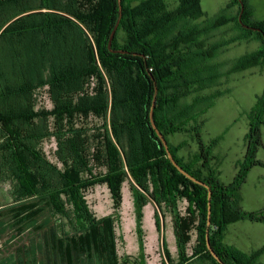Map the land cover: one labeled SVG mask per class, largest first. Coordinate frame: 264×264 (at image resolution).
I'll return each mask as SVG.
<instances>
[{
    "label": "trees",
    "instance_id": "obj_1",
    "mask_svg": "<svg viewBox=\"0 0 264 264\" xmlns=\"http://www.w3.org/2000/svg\"><path fill=\"white\" fill-rule=\"evenodd\" d=\"M242 1L243 22L262 31L245 28L238 19L240 11L207 17L201 0H177L175 7L168 0H0L4 175L16 168L18 178L24 175L30 186L34 200L20 207L24 222L48 214L40 227L59 218L64 234L58 237L50 224L18 250L17 264H147L143 224L150 200L158 207L154 218L159 232L165 214L172 216L179 260L167 256L170 264H186L195 256L220 264L206 244L208 189L168 158L151 124L155 95L154 120L175 160L212 191L213 249L227 264H261L264 247L245 254L223 245L222 234L237 220L264 222V209L246 211L240 204L249 171L264 167L258 158L264 146V92L248 113L246 152L230 183L221 181L211 163L213 146L221 137L207 144L201 135L203 117L219 94H196L220 75L264 69V22L254 20L248 1ZM232 6L240 9V1L231 0L227 8ZM118 21L112 48L128 53L108 47ZM230 23L240 31L238 36L210 41L216 30ZM247 35H255L261 47L221 72V50ZM44 94L52 108L44 105ZM178 132L194 135L198 144L187 161L168 139ZM49 139L56 144V162L42 146ZM125 182L133 196L139 254L126 255L118 263L112 220L96 217L86 192L105 184L118 214ZM183 199L188 202L185 215L179 209ZM193 229L197 240L189 256Z\"/></svg>",
    "mask_w": 264,
    "mask_h": 264
},
{
    "label": "rangeland",
    "instance_id": "obj_2",
    "mask_svg": "<svg viewBox=\"0 0 264 264\" xmlns=\"http://www.w3.org/2000/svg\"><path fill=\"white\" fill-rule=\"evenodd\" d=\"M231 0H201L203 11L207 17L212 18L225 12L227 15L236 14L240 11L238 6L227 8ZM248 5L253 10V19L264 22V0H247ZM137 2V1H136ZM134 2V3H136ZM170 7L177 5V0H168ZM240 13V12H239ZM235 15V14H234ZM202 19H199L200 21ZM240 34L235 25L223 26L213 33L210 41H218L222 38L235 37ZM262 42L255 35H247L243 39L234 41L223 48L217 59L223 63L219 70L227 73L232 64L246 53L253 52L260 48ZM261 69V70H260ZM250 72L255 74L250 75ZM213 106L204 115V123L201 128V135L205 143L209 144L214 138L221 137L218 143L213 146L212 153L222 156L224 167L223 178H227L228 172L236 163V159L241 158L246 152V136L250 129L248 117L249 111L256 104L258 97L264 92V69L255 67L246 71H238L226 75H220L213 85L202 89L199 93L203 96L214 95ZM195 94V95H196ZM3 99L2 79L0 74V103ZM192 100V96L187 98V102ZM43 103L46 107L52 108L51 102L46 94L43 97ZM169 142L178 150V153H193L198 150V144L194 135L190 133L178 132L169 136ZM262 139L264 144V126L262 128ZM2 143L0 135V144ZM44 152L47 157L56 162L54 150L56 144L54 139H49L43 143ZM264 150V146L260 148ZM1 154L6 156L0 148ZM0 154V262L2 264H17L18 250L27 244L32 238L41 234L51 224L54 225L58 237H64L62 221L59 218H52L50 224L40 227L44 224L47 215L38 217L31 222H24L21 205L31 199L32 191L24 175L17 176L16 168L11 169L4 175L5 160ZM7 157V156H6ZM181 157V156H180ZM183 158V157H182ZM244 158V157H243ZM241 158V160H243ZM184 159V158H183ZM240 160V161H241ZM61 166V165H60ZM23 174V173H22ZM31 193V194H30ZM123 204L120 213L116 214L113 209V201L110 191L105 184H98L86 192L88 204L96 217L109 218L112 220L114 251L117 262L121 263L126 255L136 257L139 254V243L136 234V223L134 217L133 196L128 182L123 186ZM188 202L183 199L179 202V209L183 215L187 212ZM158 209L156 204L150 200L144 207L148 213V222L144 219L143 228L146 233L145 248L146 260L152 257V253L157 254L160 249L157 248V240L154 239L152 213ZM171 214L166 213L162 220V225L167 228L171 224ZM154 220V219H153ZM40 227V228H39ZM194 230V229H193ZM156 232V231H154ZM197 238V230L195 229ZM151 233V238H148ZM194 235V238H195ZM169 231H167V238ZM169 242V241H168ZM170 244V243H169ZM149 248L151 253H147ZM153 249V250H152ZM157 256V255H156Z\"/></svg>",
    "mask_w": 264,
    "mask_h": 264
},
{
    "label": "crops",
    "instance_id": "obj_3",
    "mask_svg": "<svg viewBox=\"0 0 264 264\" xmlns=\"http://www.w3.org/2000/svg\"><path fill=\"white\" fill-rule=\"evenodd\" d=\"M236 12H237V8L235 7L234 14H236ZM230 25H234V24L230 23L227 24L226 26H230ZM227 47L225 49H227ZM217 61L219 62L218 59ZM252 68H248L246 70ZM253 74H255V72H250V75ZM213 105L214 104H212V106ZM212 106L210 107V109L212 108ZM196 151L197 150L193 151V153H195ZM193 153L187 154V152L185 153L182 152L181 154H179V156L183 157L185 161H187ZM244 155L245 153L242 154L241 158H243ZM212 156H213V160L211 163L213 167H216L218 169L219 178L224 183H230L234 179L238 171V162L241 160V158L236 159L235 165H233L231 170L228 172L227 178L225 179L223 178L224 167L222 163V156L216 155L215 153H212ZM258 158L264 161V150H259ZM240 204L243 207V209L246 211H259L264 209V167L254 166L249 171L247 179L241 188ZM154 214L155 211L154 213H152V221H154V228L152 233L154 235L153 238L157 240L158 243L157 248L160 249V252L154 254L153 251L152 257L147 258L146 263L163 264L164 262H166L167 264H170L167 259V256H169V258L173 262H177L179 260V253L176 244V237L174 234L173 221L171 219L170 222L171 224H169L167 228H164V226H162L161 232H159L155 225ZM144 219L146 220V222H148L147 220L148 213L146 212L144 213ZM167 231H169L168 238H167ZM194 231L195 229L191 232V241L187 246V253L189 256H191V254L193 253V248L197 240ZM148 238H151V233H149ZM164 241H165V245H164ZM222 243L225 246L234 247L245 254H249V255L253 254L258 250H260L262 247H264V222L252 221L249 219H241L229 223L223 230ZM147 249H148L147 253L150 254L151 250L149 248ZM260 262L261 264H264V252L260 256ZM0 264L2 263L0 262ZM186 264H213V263L208 259L201 260L199 256H195L189 259V261L186 262Z\"/></svg>",
    "mask_w": 264,
    "mask_h": 264
},
{
    "label": "water",
    "instance_id": "obj_4",
    "mask_svg": "<svg viewBox=\"0 0 264 264\" xmlns=\"http://www.w3.org/2000/svg\"><path fill=\"white\" fill-rule=\"evenodd\" d=\"M240 1V13H239V22L245 27V28H250L252 30H257V31H262L260 28H257V27H252L250 25H247L243 22V19H242V15H243V12H244V9H245V5L243 3L242 0H239ZM121 18V14H120V17H119V20ZM118 25H119V21L116 23V25L114 26V29L112 30L111 34H110V37H109V42H108V47L109 49L112 51V52H120V53H128L127 50H122V49H113L112 48V43H113V39L115 37V34H116V31H117V28H118ZM263 37H264V33H263ZM156 93H157V86H156ZM155 101H156V95L154 97V100H153V106H152V109H151V112H150V119H151V124H152V127L154 128V130L156 131L158 137L160 138L162 144L164 145L165 149H166V152H167V155H168V158L171 160V162L174 164V166L182 173L184 174L185 176H187L189 179H191L192 181L198 183V184H201L203 186H205L207 189H208V213H207V227H206V244H207V248L208 250L211 252V254L213 255V257L220 263V264H227L225 263L219 256L218 254L215 252V250L213 249L212 245H211V242H210V225H211V213H212V204H211V200H212V191L209 187V185L207 183H205L204 181L202 180H199L198 178H196L195 176H193L192 174H190L189 172H187L182 166H180L178 164V162L175 160L173 154L171 153L170 151V148H169V144H168V141L166 139V137L164 136V134L160 131V129L157 127L156 123H155V120H154V106H155Z\"/></svg>",
    "mask_w": 264,
    "mask_h": 264
}]
</instances>
